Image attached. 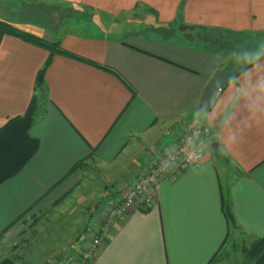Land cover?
<instances>
[{
	"label": "crops",
	"instance_id": "1",
	"mask_svg": "<svg viewBox=\"0 0 264 264\" xmlns=\"http://www.w3.org/2000/svg\"><path fill=\"white\" fill-rule=\"evenodd\" d=\"M14 1L23 6L15 10L19 18L1 19L59 39L73 57L53 56L44 74L47 97L30 128L38 150L0 183V259L46 264L47 256L24 261L28 249L19 241L30 218L64 199L91 160L129 172L109 196L116 202L147 165L148 152L169 143L165 133L180 135V122L202 126V161L162 180L155 204L119 219L93 257L81 262L79 251L98 235V217L90 214L85 226L91 232L71 242L68 236L63 244L70 243L65 251L71 256H57L52 264L76 257L79 264H207L229 237L232 250L242 254L241 246L264 234V113L253 116L248 102L236 99L238 88L264 76V63L237 76L230 65L238 50L264 43V0ZM28 10L42 16L30 17ZM48 55L21 38L0 37V126L25 112ZM218 68L231 80L199 112L203 89ZM222 192L234 228L222 213ZM50 248L41 243L29 251L41 255ZM234 262L245 264L243 256Z\"/></svg>",
	"mask_w": 264,
	"mask_h": 264
},
{
	"label": "rangeland",
	"instance_id": "2",
	"mask_svg": "<svg viewBox=\"0 0 264 264\" xmlns=\"http://www.w3.org/2000/svg\"><path fill=\"white\" fill-rule=\"evenodd\" d=\"M18 7L23 8L22 5H19L14 0H0V17L4 19L11 18L12 20L19 18L17 15H20V13L15 12ZM32 8H37L38 10V6H33ZM26 14L30 17L42 16L41 13L34 12V10H28ZM262 43L263 41L260 42V44ZM256 47L251 46L250 49ZM243 49L249 50L248 47ZM230 65L234 71L237 69V65L234 62ZM80 169L81 177L78 185H75L64 199L59 198L52 206L37 213L32 218V221L30 218L27 229L20 234L19 244L28 249V251L24 252L25 262H35L40 257L47 256L46 264H52L57 262V256L60 258L66 257L68 254L66 251L69 248L71 250V247L69 246L70 243L63 244V241L69 236L71 238L69 241L71 242L77 235H81L82 232L84 234L82 235L83 237L85 234L88 235L91 230L85 224L88 222L89 225L93 220L88 219L89 216L96 215V218L98 217L97 229L101 226L106 211L115 202H110L111 197L109 196L119 192V185L117 184L119 181L117 180L123 177L120 181L122 183L129 174V172L124 173L121 165L103 168L92 160L86 161ZM101 216L102 219L100 220ZM234 241L232 237H229L224 242L216 256L217 260L215 262L220 261L219 264H226L227 262L228 264H235L234 261L240 256L244 258L243 253L232 250L231 246ZM41 243L51 248L41 255L39 252L32 253V251H29L30 247L33 248L36 245H41ZM89 247L87 244L84 245L81 252L89 250ZM74 260L78 261L77 257Z\"/></svg>",
	"mask_w": 264,
	"mask_h": 264
},
{
	"label": "trees",
	"instance_id": "3",
	"mask_svg": "<svg viewBox=\"0 0 264 264\" xmlns=\"http://www.w3.org/2000/svg\"><path fill=\"white\" fill-rule=\"evenodd\" d=\"M65 10L76 13V10L65 8ZM23 11V10H21ZM3 35H12L32 44L46 49L49 53L43 67L38 71L35 80V93L32 96L27 109L23 114L16 115L7 119L0 126V183L18 174L32 158L39 147V140L30 134V128L38 117L40 102L47 97V87L44 80V74L52 62L54 55L72 56L71 53L60 46L59 39H48L39 37L26 31L20 30L9 22L0 18V37ZM251 65L238 68L234 71V76L245 70ZM75 164L73 169L77 168ZM185 171V170H183ZM221 208L228 228H234L236 225L230 200L228 195L221 193ZM225 241V240H224ZM212 255L207 264H213L217 260L216 256L223 246ZM241 248V249H240ZM239 249L243 252L246 264H264V234L254 240L249 246H242ZM236 251V250H235ZM0 264H12L10 259H0Z\"/></svg>",
	"mask_w": 264,
	"mask_h": 264
},
{
	"label": "built area",
	"instance_id": "4",
	"mask_svg": "<svg viewBox=\"0 0 264 264\" xmlns=\"http://www.w3.org/2000/svg\"><path fill=\"white\" fill-rule=\"evenodd\" d=\"M178 127L181 130L180 135L175 137L169 132L165 133L169 136V143L165 146H154L148 152L147 165L125 189L121 198L112 203L103 219L101 216L98 235L92 238L89 250L79 251L81 262L93 257L94 252L101 246L104 238L110 234L111 228L119 219L134 209L148 208L155 204L156 190L162 180L174 177L202 161L204 156L200 144L204 134L202 126L193 121L187 124L180 122ZM69 264L79 263L73 260Z\"/></svg>",
	"mask_w": 264,
	"mask_h": 264
},
{
	"label": "clouds",
	"instance_id": "5",
	"mask_svg": "<svg viewBox=\"0 0 264 264\" xmlns=\"http://www.w3.org/2000/svg\"><path fill=\"white\" fill-rule=\"evenodd\" d=\"M232 60L237 67L251 65L255 69L257 65L264 63V43L254 49L233 54ZM236 83L237 80L234 78L233 84ZM236 99L247 101L253 116L264 113V76H257L255 84L250 88H238Z\"/></svg>",
	"mask_w": 264,
	"mask_h": 264
},
{
	"label": "water",
	"instance_id": "6",
	"mask_svg": "<svg viewBox=\"0 0 264 264\" xmlns=\"http://www.w3.org/2000/svg\"><path fill=\"white\" fill-rule=\"evenodd\" d=\"M230 80L231 76L223 69H216L203 89L197 108L198 111L206 112L212 105L217 92L226 86Z\"/></svg>",
	"mask_w": 264,
	"mask_h": 264
}]
</instances>
